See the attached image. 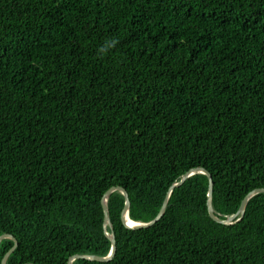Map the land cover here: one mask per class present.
Returning a JSON list of instances; mask_svg holds the SVG:
<instances>
[{"label":"trees","instance_id":"1","mask_svg":"<svg viewBox=\"0 0 264 264\" xmlns=\"http://www.w3.org/2000/svg\"><path fill=\"white\" fill-rule=\"evenodd\" d=\"M197 168L221 220L264 189V0H0L7 264H264V193L219 224L202 173L105 230Z\"/></svg>","mask_w":264,"mask_h":264},{"label":"water","instance_id":"2","mask_svg":"<svg viewBox=\"0 0 264 264\" xmlns=\"http://www.w3.org/2000/svg\"><path fill=\"white\" fill-rule=\"evenodd\" d=\"M197 173H202V174H205L209 177L210 186H209V198H208V211H209L210 217L215 222H217L219 224L233 225V224L241 221L245 216V213H246V210H247V207H248L250 200L253 199L256 195H258L260 193H264V189H256V190L252 191L243 200L241 207H240L237 214L233 215L232 217H229L227 220H221L216 215L215 210H214V205H213V193H214L213 177L210 174V172H208L207 170H205L203 168H197V169H193V170L189 171L186 175L183 176L182 180L179 183H176L175 185H173L171 187V189L169 191V195H168L159 215L156 217V219L149 222V223H142V222L133 221L130 218L131 202H130V198H129V193L122 187H113L107 191V193L104 195V197L102 199V206H103L104 213H105V230L107 231L108 227H110L113 230V225L111 223L110 212H109V208H108V200H109V197L112 195V193H114L116 191H121L125 196L126 204H125V208L122 212V222H123L125 227H127L128 229H133V230L150 228V227L154 226L164 216L166 208L168 206L170 195L173 192V190L182 186L187 179H189L190 177H192L193 175H195ZM107 235L112 242V250H111L109 256L100 257V256H94V255H76V256H73L70 258L68 264H73L76 260H80V259L89 260V261H97V262H102V263H108V262L112 261L116 255V251H117L116 237H115L114 233L109 235L107 232ZM4 239H11L15 242L14 247L7 253V255L2 260V264H7L9 257L12 255V253L18 247V240L9 234L3 235L0 237V247H1V242Z\"/></svg>","mask_w":264,"mask_h":264},{"label":"clouds","instance_id":"3","mask_svg":"<svg viewBox=\"0 0 264 264\" xmlns=\"http://www.w3.org/2000/svg\"><path fill=\"white\" fill-rule=\"evenodd\" d=\"M116 43L117 41L115 40L110 41L105 47L100 49L101 53L107 52L110 48L114 47Z\"/></svg>","mask_w":264,"mask_h":264}]
</instances>
